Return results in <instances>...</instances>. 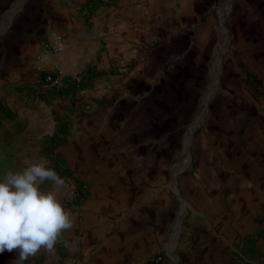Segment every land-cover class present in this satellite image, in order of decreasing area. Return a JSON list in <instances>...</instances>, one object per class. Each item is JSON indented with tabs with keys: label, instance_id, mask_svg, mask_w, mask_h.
<instances>
[{
	"label": "crops",
	"instance_id": "0c3cea01",
	"mask_svg": "<svg viewBox=\"0 0 264 264\" xmlns=\"http://www.w3.org/2000/svg\"><path fill=\"white\" fill-rule=\"evenodd\" d=\"M227 1L0 0V181L18 171L20 140L47 160L60 136L68 173L58 199L73 218L55 255L41 250L22 264H264V83L252 75H264V48L249 18L239 35L250 95L232 113L209 115L186 173L173 161L185 145L180 108L196 102V68L207 72L196 58L210 56L209 46L196 47V27L208 34V14ZM51 31L65 52L43 54V68L60 63L80 76L73 98L37 86L20 62ZM24 69L30 78L14 86ZM28 90L33 103L18 99ZM79 183L87 193L75 203ZM17 259L0 253V264Z\"/></svg>",
	"mask_w": 264,
	"mask_h": 264
},
{
	"label": "rangeland",
	"instance_id": "374dc122",
	"mask_svg": "<svg viewBox=\"0 0 264 264\" xmlns=\"http://www.w3.org/2000/svg\"><path fill=\"white\" fill-rule=\"evenodd\" d=\"M208 15L211 17L210 21L212 20L208 29L209 33L204 34L203 39V30L197 26L196 29L198 31L196 30L195 37L196 47L201 44L210 47L209 57L196 58V60H199L197 63L200 65H207V72H199L196 68L194 73L195 90H199L200 93L198 94L194 91L193 96L196 100L194 105H184L180 108V135H183L184 139L182 137L181 140L183 143L185 140V145L180 146L179 152L173 158V161L178 163L179 170L184 173L187 172V169L184 168L193 159V146H200L203 140L200 134L204 128V122L209 118V115L211 113H223L224 109L222 107L224 106L229 108L231 113L234 112L236 98L237 102H239L242 96L250 95L249 91H252L251 83H244L246 73L248 71L252 73V68L250 69L249 57L243 60L244 55L242 53L245 51L243 45L246 44L240 39L239 35V31L249 24L246 22V18L254 22L250 26L259 30V43L264 48V0H228L221 7L212 10ZM244 20L246 22L244 26L238 24V21L243 22ZM31 58L32 56H28L27 58L22 57L20 58V62L27 61L29 65ZM21 74H23V78L21 77L22 79L20 78L19 81L13 82L14 86L16 83L24 82L25 79L31 76L29 69L20 70L19 75ZM253 74L262 79L259 80V82L261 81L260 83H264V75H259L254 71ZM25 76L26 78L24 79ZM254 78L252 76L251 81ZM19 86H23V84H19ZM253 91L257 93V90ZM18 94V99L22 101L24 99H31V97H33V101L35 99V93H31L30 90H28V97L22 91H19ZM33 101H25V103H33ZM194 129L195 131L193 132ZM18 144V151L13 164L20 171L26 166L24 163L26 159L37 161L41 156L38 151L37 153L33 152V147L30 143L20 140ZM186 144H188V147ZM2 165L10 167L4 163ZM5 175L6 172L3 171L1 176ZM42 188H44V191L49 190L48 187ZM168 261L170 260L168 259ZM169 264L173 263L170 262Z\"/></svg>",
	"mask_w": 264,
	"mask_h": 264
},
{
	"label": "clouds",
	"instance_id": "9594fccd",
	"mask_svg": "<svg viewBox=\"0 0 264 264\" xmlns=\"http://www.w3.org/2000/svg\"><path fill=\"white\" fill-rule=\"evenodd\" d=\"M24 163L0 181V253L17 251L20 264L41 250L55 255L62 232L73 226L71 213L58 199L65 179L43 157ZM45 181L52 182V190L40 189Z\"/></svg>",
	"mask_w": 264,
	"mask_h": 264
},
{
	"label": "built area",
	"instance_id": "2783aa9c",
	"mask_svg": "<svg viewBox=\"0 0 264 264\" xmlns=\"http://www.w3.org/2000/svg\"><path fill=\"white\" fill-rule=\"evenodd\" d=\"M90 7V5L88 6ZM65 52V42L61 34L56 31H51L47 39L41 45L40 53L35 54L30 61V66L33 72L36 73L35 84L39 87L57 90L64 95L73 98L74 92L80 87L81 78L78 75L71 77L67 76L60 63H55L51 69L43 68V54H53L59 60L63 58ZM88 109V107H86ZM60 136H54L50 145V151H45L47 156L48 167L54 169L61 177L64 173H68L64 164L57 158V148L61 145ZM87 193V186L84 183L76 184L72 201L77 203L81 201ZM161 257H156L155 262H160ZM240 264H249L248 260L243 257L239 258Z\"/></svg>",
	"mask_w": 264,
	"mask_h": 264
}]
</instances>
